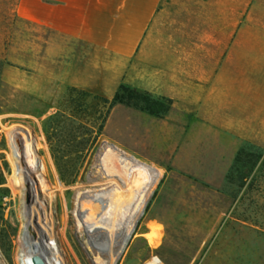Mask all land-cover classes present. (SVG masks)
Listing matches in <instances>:
<instances>
[{"label":"rangeland","instance_id":"374dc122","mask_svg":"<svg viewBox=\"0 0 264 264\" xmlns=\"http://www.w3.org/2000/svg\"><path fill=\"white\" fill-rule=\"evenodd\" d=\"M16 2L0 0V161L7 163L8 189L0 196V264H27V247L46 227L60 264H104L103 234L131 214L137 188L143 210L105 264H264V152L233 199L220 191L223 184L171 174L130 154L134 169L128 167L102 131L75 181L61 180L43 122L70 87L105 97L116 87L111 81L80 87L85 83L66 74V51L64 68H54L53 52L43 45L60 37L22 22ZM130 61L133 81L175 62L177 80L187 85L178 92L207 95L215 86L220 97L211 103V120L231 142L236 136L237 149L247 143L264 150V0H161Z\"/></svg>","mask_w":264,"mask_h":264},{"label":"crops","instance_id":"0c3cea01","mask_svg":"<svg viewBox=\"0 0 264 264\" xmlns=\"http://www.w3.org/2000/svg\"><path fill=\"white\" fill-rule=\"evenodd\" d=\"M160 1L17 0L16 16L22 22L35 24L47 33L52 32L60 37V42L55 37L47 40L43 49L46 52L52 50V64L54 68L59 66L60 70L68 57L66 74L85 83L80 87L86 89L87 83L111 81L117 88L120 83H125L146 90L155 97L171 100L163 117L127 105H115L103 131L108 141L126 153L119 148H110L113 155L132 169L134 166L129 154L171 174H186L220 188L238 143L236 136L231 142L230 133L223 132L221 124L211 120L214 113L211 103L220 97L215 92V86L207 95L178 92L187 85L177 80L175 62L170 63L165 71L158 69L152 72L150 79L146 80L142 75H138L134 81L127 78L130 60ZM65 51L67 57H64ZM198 62L203 67L204 61H197V66ZM43 65H49V61H43ZM203 70L201 68L200 71ZM198 71L196 69V76ZM146 81L152 84L146 85ZM159 89L164 92H159ZM115 112L117 116L113 119ZM206 115L209 118L207 121L204 120ZM155 177L157 173L153 171L150 189ZM145 193H150V190H145ZM134 197L144 207L143 194L135 189Z\"/></svg>","mask_w":264,"mask_h":264},{"label":"trees","instance_id":"16d2710c","mask_svg":"<svg viewBox=\"0 0 264 264\" xmlns=\"http://www.w3.org/2000/svg\"><path fill=\"white\" fill-rule=\"evenodd\" d=\"M117 104L163 117L170 107L171 100L155 97L146 90L137 89L125 83H120L111 97L76 87L68 88L57 110L48 116L42 125L51 157L61 180L66 184L75 181L88 152L102 134L111 109ZM263 152L264 150L252 144H241L224 177L220 191L235 199L246 185ZM72 154L77 155V158ZM1 160L0 196L8 190L3 186L7 163L3 158ZM263 167L264 157L261 160L260 169ZM232 185L235 188L232 189Z\"/></svg>","mask_w":264,"mask_h":264},{"label":"bare ground","instance_id":"6f19581e","mask_svg":"<svg viewBox=\"0 0 264 264\" xmlns=\"http://www.w3.org/2000/svg\"><path fill=\"white\" fill-rule=\"evenodd\" d=\"M136 190L139 191L138 189ZM134 200V208L132 209V212L129 211L131 214H128L127 217L121 218L111 223L113 228L110 229L108 227V229L105 231V234H103L106 246L103 249L102 256L104 257L102 258L104 259L105 263L111 259L114 253L121 249L131 229L133 228L135 221L143 210L142 203L136 199ZM38 255L44 256L50 264H60L62 261L57 247L56 238L54 237L53 231H51L50 227H46L44 230L40 231L38 233L37 240L27 247L25 256L26 263L35 264L34 259Z\"/></svg>","mask_w":264,"mask_h":264},{"label":"water","instance_id":"95a60500","mask_svg":"<svg viewBox=\"0 0 264 264\" xmlns=\"http://www.w3.org/2000/svg\"><path fill=\"white\" fill-rule=\"evenodd\" d=\"M21 127H18V129H20ZM22 129V128H21ZM18 142H20V140H18ZM34 263L35 264H50L49 262H48V260L44 257V256H42V255H38V256H36L35 257V259H34Z\"/></svg>","mask_w":264,"mask_h":264},{"label":"built area","instance_id":"2783aa9c","mask_svg":"<svg viewBox=\"0 0 264 264\" xmlns=\"http://www.w3.org/2000/svg\"><path fill=\"white\" fill-rule=\"evenodd\" d=\"M161 262V261H160ZM161 264H162V262H161Z\"/></svg>","mask_w":264,"mask_h":264}]
</instances>
